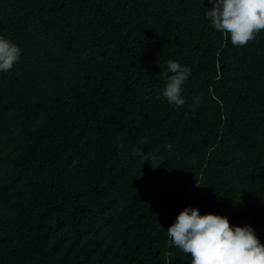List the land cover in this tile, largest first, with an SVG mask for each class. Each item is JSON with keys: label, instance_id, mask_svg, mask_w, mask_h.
<instances>
[{"label": "trees", "instance_id": "obj_1", "mask_svg": "<svg viewBox=\"0 0 264 264\" xmlns=\"http://www.w3.org/2000/svg\"><path fill=\"white\" fill-rule=\"evenodd\" d=\"M210 7L0 0L23 49L0 73V264H191L166 232L189 205L264 243V30L233 46ZM169 59L192 69L180 109Z\"/></svg>", "mask_w": 264, "mask_h": 264}, {"label": "clouds", "instance_id": "obj_2", "mask_svg": "<svg viewBox=\"0 0 264 264\" xmlns=\"http://www.w3.org/2000/svg\"><path fill=\"white\" fill-rule=\"evenodd\" d=\"M205 19L212 29L227 34L233 46L243 47L264 30V0H208ZM23 49L9 37L0 34V73L14 69ZM165 82L161 96L176 109L185 103L184 85L192 75L189 65L169 59L166 62ZM192 108L198 107L201 97L193 96ZM170 150L172 144L166 143ZM135 155L157 167L158 156L145 159V152L136 149ZM169 244L190 256L191 264H264V243L250 224L232 225L225 215L201 214L198 208L185 207L167 229Z\"/></svg>", "mask_w": 264, "mask_h": 264}]
</instances>
